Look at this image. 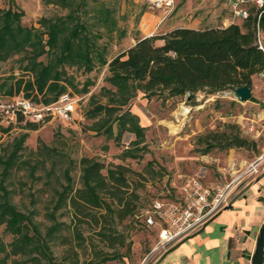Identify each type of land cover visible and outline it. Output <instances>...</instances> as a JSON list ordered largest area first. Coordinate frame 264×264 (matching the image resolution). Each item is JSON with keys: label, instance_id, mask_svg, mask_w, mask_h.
Here are the masks:
<instances>
[{"label": "rangeland", "instance_id": "obj_1", "mask_svg": "<svg viewBox=\"0 0 264 264\" xmlns=\"http://www.w3.org/2000/svg\"><path fill=\"white\" fill-rule=\"evenodd\" d=\"M80 1L69 0L70 4L64 6L60 0H13V3L0 0V8L22 11L20 23L42 31L41 18L64 15L70 6L74 8ZM173 1V6L165 11L151 7L148 0H86L88 9L101 3L112 10L115 17L116 30L110 33L104 28L92 27V31L102 33L97 42L106 45L107 60L132 45L147 21L157 27L172 20L173 25L196 23L204 28L222 24L218 20L221 15L230 17L221 0ZM81 16L89 23L95 22L91 16ZM43 38L46 39V35ZM21 55L15 54L0 63V82L10 74L32 79V73L21 68L26 62L20 63ZM48 59L46 54L37 58L43 63ZM64 72L65 92L74 102L71 121L50 116L37 123V129L30 130L25 127V120L18 121L5 114L0 118V157L9 153L21 136H25L22 148L17 151L16 165L5 181L12 191L13 203L23 212L34 209L33 220L44 232L51 223L45 212L52 207L55 191L65 183L66 168L73 187L81 186L80 159L84 156L102 163L101 171L105 175L108 170L117 171L119 166L122 167L124 189L136 193L137 199L134 213L114 224L115 230L125 236L124 243L116 244L114 248L100 240L98 228L90 216L81 215L83 220L77 223L69 206L61 208L57 212L58 220L64 221L65 227L56 232L59 237L48 241L54 260L65 264H91L90 259L95 258L93 249H102L117 254L99 264H154L160 255V251L152 252L157 242V227L146 226L140 216L153 201L174 199L179 194V185L190 177L206 183L229 179L232 159L237 168L245 169L248 163L262 156L259 172L247 176L240 191L264 172V102L255 97L259 93L253 82L251 97L244 102L225 94L228 89L214 94L198 91L189 98L181 95L169 97L165 93L147 96L142 91H135L125 104L120 105L126 91H118L105 80L107 64L96 63L90 71L77 64H67ZM254 78L257 85L264 81L258 75ZM10 83L8 80L5 88ZM34 96L37 99L41 96L35 91L28 96L38 105ZM226 123L238 125L239 134L254 141L255 147H213L204 151L198 137L210 131H220ZM135 127H140L137 133L131 130ZM103 196L109 201L105 194ZM91 211L99 217L100 213H105L104 208ZM60 212L63 214H58ZM64 237H67L66 242H62ZM0 238L9 250L13 237L4 230V225L0 226ZM71 248L77 253L75 261ZM13 257L20 258V254Z\"/></svg>", "mask_w": 264, "mask_h": 264}, {"label": "trees", "instance_id": "obj_2", "mask_svg": "<svg viewBox=\"0 0 264 264\" xmlns=\"http://www.w3.org/2000/svg\"><path fill=\"white\" fill-rule=\"evenodd\" d=\"M8 1L13 3V0ZM60 2L64 6L70 4L69 0ZM80 2L74 8L70 6L64 15L41 18L42 31L23 26L20 23L22 11L11 7L0 8V63L15 54H22L19 61L26 62L21 68L32 73V79L13 74L4 77L0 82V91L4 95L0 99L10 100L23 95L33 102L28 96L35 91L41 98L34 96V102L48 104L56 101L61 94L67 93L63 77L67 64L83 66L86 71L92 70L96 63L107 64L105 80L116 86L118 91H126L120 105L125 104L135 91H142L147 96L165 93L170 97L186 93L193 96L198 91L214 94L243 85L250 87L252 77L264 69V51L256 44L255 15L251 14L241 25L232 22L226 26L200 29L175 27L161 35L134 37L132 45L107 60L106 45L97 42L102 33L92 31V27L104 28L107 33L116 30L112 10L101 3L88 9L86 0ZM81 15L86 18L91 16L95 22L89 23ZM258 25L264 29V12ZM43 54L49 57L46 63L37 60ZM8 80L11 81L10 86L5 88ZM22 90H25L24 94ZM15 117L18 121L25 120V127L30 130L37 129V123L41 122L25 119L22 113H17ZM131 130L137 133L140 127ZM24 137L22 135L12 150L0 157V226L4 225V230L13 237L9 250L0 238V264H65L54 260L48 241L59 237L56 232L65 227L66 223L58 220L57 212L68 206L77 223L82 222L81 215H88L94 220L97 235L107 246L114 248L116 244H123L125 236L115 230L114 224L134 213L137 194L124 189L123 168L120 166L117 171L108 170L105 175L101 171L102 163L84 156L80 159L81 186L76 188L66 168L65 183L55 191L52 207L45 212L51 223L44 232L33 220L34 209L23 212L17 208L5 181L16 165L17 151L22 148ZM198 142L204 145L206 152L213 147H255L254 141L239 134V127L234 123L224 124L220 131L200 135ZM94 208H104L105 213L96 216L91 211ZM66 241L67 237L62 238V242ZM71 250L75 261L77 253ZM93 250L95 258L90 259L91 264L113 259L117 254L102 249ZM18 254L20 258L13 257ZM67 256L71 257L70 254Z\"/></svg>", "mask_w": 264, "mask_h": 264}, {"label": "built area", "instance_id": "obj_3", "mask_svg": "<svg viewBox=\"0 0 264 264\" xmlns=\"http://www.w3.org/2000/svg\"><path fill=\"white\" fill-rule=\"evenodd\" d=\"M151 7L168 11L173 0H148ZM228 9L230 22L235 20H246L251 14L256 16L255 36L258 48L264 50L260 38L261 28L258 20L264 12V0H221ZM252 12V13H251ZM257 75L264 78V69ZM234 88L224 91L225 94L234 95ZM186 93L184 97H189ZM74 107L73 99L68 93L61 94L59 98L48 104L35 105L23 95H17L10 100L0 99V117L9 115L15 117L22 113L31 121H44L47 117L57 116L65 121L72 120ZM262 156L248 163L246 168H237L235 163L231 164L229 179L221 182L206 183L196 177L184 180L178 187V195L174 199H157L153 201L148 209L140 213L142 221L146 226L157 227V242L152 252L164 251L181 241L182 239L196 233L206 225L221 210L230 206V201L240 192V186L249 175H257Z\"/></svg>", "mask_w": 264, "mask_h": 264}, {"label": "crops", "instance_id": "obj_4", "mask_svg": "<svg viewBox=\"0 0 264 264\" xmlns=\"http://www.w3.org/2000/svg\"><path fill=\"white\" fill-rule=\"evenodd\" d=\"M218 20L222 24H211L207 27L226 26L231 23L228 14L221 15ZM240 21L244 20L237 19L234 23L241 25ZM148 22L139 37L165 34L175 27L200 29V25L196 23L173 25L170 20V23L165 21L157 27L156 24ZM260 38L264 46V29L260 30ZM254 77L255 75L252 77L253 86L259 93V96L255 97L264 102V81L257 85ZM234 161L232 159L230 163ZM263 222L264 172L255 177L247 185V189L209 221L199 233L178 243L161 257L160 254L156 264H251L257 235Z\"/></svg>", "mask_w": 264, "mask_h": 264}, {"label": "water", "instance_id": "obj_5", "mask_svg": "<svg viewBox=\"0 0 264 264\" xmlns=\"http://www.w3.org/2000/svg\"><path fill=\"white\" fill-rule=\"evenodd\" d=\"M233 94L235 96V98L240 101V102H244V101H247L250 99L251 97V89L248 85H243V86H238V87H235L233 89ZM191 97V96H189ZM188 97V98H189ZM247 189V186L242 189L238 194H236L233 199L230 201V204L232 202H234V200L240 196L245 190ZM216 216V215H215ZM214 216V217H215ZM213 217V218H214ZM212 218V219H213ZM211 219V220H212ZM210 220V221H211ZM205 227V225L199 230L197 231L196 233L182 239L181 241H179L178 243L180 242H183L184 240H186L187 238L199 233L203 228ZM178 243H176L175 245H173L172 247H170L169 249H167L166 251H164L160 257L162 255H164L165 252H167L168 250H170L171 248H173L174 246H176ZM263 257H264V222L262 223L261 225V228L259 230V233L257 235V239H256V245H255V249L253 251V254H252V257H251V264H263ZM157 261H155L154 264H156Z\"/></svg>", "mask_w": 264, "mask_h": 264}]
</instances>
